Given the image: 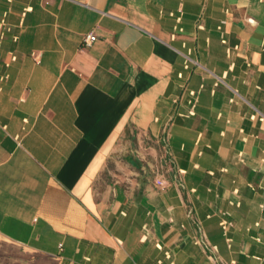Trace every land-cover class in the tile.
Returning <instances> with one entry per match:
<instances>
[{
    "label": "crops",
    "instance_id": "obj_1",
    "mask_svg": "<svg viewBox=\"0 0 264 264\" xmlns=\"http://www.w3.org/2000/svg\"><path fill=\"white\" fill-rule=\"evenodd\" d=\"M0 264H264V0H0Z\"/></svg>",
    "mask_w": 264,
    "mask_h": 264
},
{
    "label": "built area",
    "instance_id": "obj_2",
    "mask_svg": "<svg viewBox=\"0 0 264 264\" xmlns=\"http://www.w3.org/2000/svg\"><path fill=\"white\" fill-rule=\"evenodd\" d=\"M96 39H97V35L94 32H92V33H89L85 36L84 43L86 46H88V45H91ZM227 226H228V223L226 221H224L223 227L227 228Z\"/></svg>",
    "mask_w": 264,
    "mask_h": 264
}]
</instances>
